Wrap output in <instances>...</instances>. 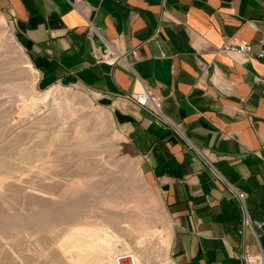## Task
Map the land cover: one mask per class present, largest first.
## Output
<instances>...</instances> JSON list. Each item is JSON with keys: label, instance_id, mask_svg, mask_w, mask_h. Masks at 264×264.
I'll return each instance as SVG.
<instances>
[{"label": "crops", "instance_id": "1", "mask_svg": "<svg viewBox=\"0 0 264 264\" xmlns=\"http://www.w3.org/2000/svg\"><path fill=\"white\" fill-rule=\"evenodd\" d=\"M0 12L40 88L77 84L111 109L173 221L175 264L264 254V59L219 50L232 36L264 47V0H0ZM108 47L121 58L101 60ZM145 87L162 116L133 99Z\"/></svg>", "mask_w": 264, "mask_h": 264}, {"label": "rangeland", "instance_id": "2", "mask_svg": "<svg viewBox=\"0 0 264 264\" xmlns=\"http://www.w3.org/2000/svg\"><path fill=\"white\" fill-rule=\"evenodd\" d=\"M38 72L0 12V264H175L173 221L111 109Z\"/></svg>", "mask_w": 264, "mask_h": 264}, {"label": "built area", "instance_id": "3", "mask_svg": "<svg viewBox=\"0 0 264 264\" xmlns=\"http://www.w3.org/2000/svg\"><path fill=\"white\" fill-rule=\"evenodd\" d=\"M259 43L262 44L263 41L259 40ZM219 50L224 53H233L238 54L243 57L245 60L250 59L251 57H258L264 59V47L261 46L259 49H255L252 42L243 41L236 37H225L223 44L220 46ZM135 53V52H134ZM121 58L120 54H117L110 47H108L105 52L100 56L101 60L104 61H114ZM254 83L261 84L262 92L264 93V76L255 75ZM133 99L140 106L149 107L157 115L162 116L160 112V98L156 95L151 89L145 87L142 93L132 95ZM242 196V195H241ZM247 221L251 223L249 217ZM255 223L261 224L256 221ZM132 262L134 263L133 257L131 256ZM244 260L247 264H264V254L261 253L259 256H253L248 252L246 248L244 254Z\"/></svg>", "mask_w": 264, "mask_h": 264}, {"label": "bare ground", "instance_id": "4", "mask_svg": "<svg viewBox=\"0 0 264 264\" xmlns=\"http://www.w3.org/2000/svg\"><path fill=\"white\" fill-rule=\"evenodd\" d=\"M20 48L23 49V48L21 47V45H20ZM28 62H29V60H28ZM125 255H127V254H124V255H122V256H125ZM122 256H121V257H122ZM133 260H134V259H133Z\"/></svg>", "mask_w": 264, "mask_h": 264}]
</instances>
